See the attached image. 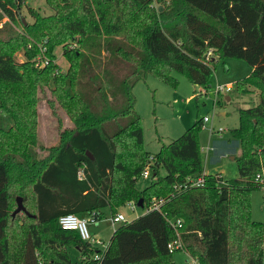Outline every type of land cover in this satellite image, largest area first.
<instances>
[{"label":"trees","instance_id":"1","mask_svg":"<svg viewBox=\"0 0 264 264\" xmlns=\"http://www.w3.org/2000/svg\"><path fill=\"white\" fill-rule=\"evenodd\" d=\"M23 2L0 0V17L14 20ZM45 2L51 15L29 11L30 24L19 17L24 34L10 33L1 41L6 47L0 48V86L23 82L32 69L26 61H14L10 48L29 43L24 53L29 58L40 51L35 47L40 42L49 75L55 67L50 50L60 44L68 67L64 73L52 71L51 91L59 98L66 80L71 92L59 104L74 116V129L60 133L49 153L35 159L28 148L33 123L0 125V264H166L179 250L196 264H262L264 223L250 220L248 196L262 186L255 174L264 177V64L255 63L260 56L251 50L264 46V0ZM226 57L250 65L249 74L230 90L244 94L252 88L262 96L254 106L237 108L238 123L230 129L238 144L237 176L224 180L220 173H203L201 186L183 188L203 172L197 142L202 119L149 153L142 147L131 89L149 74L175 86L172 73H178L198 88L194 93L204 94L214 64ZM0 109L6 111L1 99ZM146 166L149 183L138 189L135 182ZM11 169L14 180L24 176L34 198V216L23 213L28 221L18 263L9 255ZM139 198L142 208L150 198L162 202L115 226L98 260L93 255L99 249L55 223L64 213L97 220L102 209L112 215ZM170 219H179L180 226L174 228ZM175 230L181 248L168 252ZM69 247L78 250L74 260Z\"/></svg>","mask_w":264,"mask_h":264},{"label":"rangeland","instance_id":"2","mask_svg":"<svg viewBox=\"0 0 264 264\" xmlns=\"http://www.w3.org/2000/svg\"><path fill=\"white\" fill-rule=\"evenodd\" d=\"M153 5L157 4L154 2ZM29 11L43 17L53 13L45 0H24L18 16L14 20H8L5 16L0 17V48L6 47L1 41L7 40L10 33L24 34L19 17L23 18L25 24H30L33 20ZM252 30L253 34H257L254 29ZM44 41L45 38L42 42L44 43ZM38 43L35 47L37 49L39 47L40 51L37 50V54H30L29 58L24 55L25 49L30 48L29 43H26L25 46L16 45L12 49L10 48V56L14 61H26L32 69L28 70L27 73L30 74L23 82L0 86L1 104L6 109V111L0 109V125L8 129L9 127L13 128L15 123H33V127L28 128L30 134L33 135L31 136L33 141L27 146L34 153L35 159L49 153L50 148L59 140L60 133H68L74 129V116L72 117V113L59 104L61 99L71 92L66 85V80L65 86H63L64 92L60 94L59 98L51 91V76L55 74V70L64 73L68 67V62L61 54V45H54L50 50L55 67L47 75L43 69L48 62V57L44 52V47ZM234 48L237 49L236 46ZM251 50L257 51V55L260 56L255 63L263 65L264 46L258 50L252 47ZM99 58L102 60L101 57ZM249 72L250 65L245 60L226 57L224 62L218 61L214 64L208 85L204 89V94L201 95L194 93L193 90L198 88L193 86L185 76L178 73H172L177 80L175 86L165 84L150 74L136 81L131 89L134 97L132 108L140 118L143 149L149 153L157 152L161 143H166L169 139L179 136L197 118L206 117L207 120L202 121L197 131L202 170L204 173L210 174L219 172L224 180L235 178L237 170L233 156L238 153V144L230 136V129L236 127L238 123L237 108L254 106L262 96L258 90L252 88L247 93L238 94L232 90L217 93L216 87L220 86L223 89L228 85L229 88H232L236 80L247 76ZM74 112L77 115L78 112ZM218 129L221 131L217 132ZM14 171V169L9 170V177L13 176ZM159 171L160 174L163 173L161 169ZM23 179L24 176L17 177L15 180L10 178L11 212L15 208L14 198L18 196L17 192L24 197L21 203L25 210L29 213L34 210L33 195L29 190L28 183ZM148 183L149 177L139 176L135 187L140 189ZM14 195L16 196L14 197ZM248 200L250 220L264 223V187L250 190ZM153 201L154 198H150L143 208L138 206L130 208L123 204L118 206L114 213H121L127 220L142 214ZM101 212L98 221H88L87 229L91 237H96L100 242L106 243L113 227L119 223L112 226L108 210L103 209ZM13 217L9 232V248L11 257L15 260L14 255L21 248L24 226L28 218L22 212L15 213ZM263 247L264 237L260 243V248ZM72 250L74 248L69 247V255L74 260ZM172 255L173 261L166 264H189L190 262L189 256L182 250L176 251Z\"/></svg>","mask_w":264,"mask_h":264},{"label":"built area","instance_id":"3","mask_svg":"<svg viewBox=\"0 0 264 264\" xmlns=\"http://www.w3.org/2000/svg\"><path fill=\"white\" fill-rule=\"evenodd\" d=\"M230 88L227 85L225 88H221L220 86L216 87V92L219 93L221 91H229ZM207 118L206 117H202V121H206ZM221 131L220 129L217 130V132ZM201 150V148H200ZM150 158V157H149ZM203 173L202 172L200 175H198L195 178H188L187 181L185 182V184L182 185L183 188H186V186H190V187H194V186H201L203 184ZM149 175V168L148 166H146L140 176L142 178H146ZM255 180H257L258 182H260L262 184L261 187H264V177L262 172L261 173H257L255 174ZM181 186L178 185L175 188L179 189ZM162 202V199H156L154 200L149 206L148 209H158L160 203ZM124 205L129 206L130 208H134L135 207V203L134 201H126L124 203ZM88 221H94L92 218H89V220H87L86 218L83 217H78L76 214L74 213H64L59 215L56 220L55 223L56 225L61 228V229H68V230H74L78 233L80 239L84 240V241H88L89 243H91L93 246H95L97 249H99L100 252H95L93 255V259H99L102 255V253L104 252V250L106 249L107 246V241L106 243L100 242L98 238L96 237H91L89 235L88 229H87V223ZM109 221L110 224L112 226H114L117 223H122V222H126L127 220L125 219V217L119 213L116 212L112 215H110L109 217ZM168 222L174 227L177 228L180 226V220L179 219H170L168 220ZM115 227V226H114ZM113 227V228H114ZM181 248V242L180 239L178 237V233L175 230V237L168 241L166 243V249L168 252H173L177 249ZM261 263L264 264V247L261 249ZM189 264H196L195 260H193L192 258H190V262Z\"/></svg>","mask_w":264,"mask_h":264},{"label":"water","instance_id":"4","mask_svg":"<svg viewBox=\"0 0 264 264\" xmlns=\"http://www.w3.org/2000/svg\"><path fill=\"white\" fill-rule=\"evenodd\" d=\"M160 6L158 7V10H160ZM88 154V153H87ZM135 206H138V207H142L143 206V204H142V199L141 198H139V199H137V201L135 202ZM17 212H22V213H24L25 215H27V216H34L33 214H30V213H28L26 210H25V207L22 205V203H21V198H20V196H16L15 197V208L13 209V211L11 212V216H13L15 213H17Z\"/></svg>","mask_w":264,"mask_h":264},{"label":"crops","instance_id":"5","mask_svg":"<svg viewBox=\"0 0 264 264\" xmlns=\"http://www.w3.org/2000/svg\"><path fill=\"white\" fill-rule=\"evenodd\" d=\"M217 173H219V172H217ZM34 199V198H33ZM33 204H34V200H33ZM104 209H107V208H104ZM103 210V209H102ZM108 210V209H107ZM109 212V211H108ZM145 212V211H144ZM102 213V212H101ZM110 214V213H109ZM34 215V214H33ZM111 215V214H110ZM12 217V216H11ZM87 220H89V218L87 217V216H84ZM101 217V216H100ZM136 217V216H135ZM134 218V217H133ZM100 218H98L97 220H94V221H90V222H96V221H98ZM132 218H130V219H127V221H129V220H131ZM113 230V229H112ZM109 238V237H108ZM108 240V239H107ZM22 245H23V243H21V248L19 249V251H17L16 253H15V260H13V258L11 257V253H10V248H9V255H10V261L11 262H16V263H18L19 262V259H20V255H21V251H22ZM72 252H73V254H74V259L76 258V256H78V250H76L75 248H74V250H72ZM71 257V256H70ZM72 259V258H71ZM173 261V255L171 256V262Z\"/></svg>","mask_w":264,"mask_h":264}]
</instances>
